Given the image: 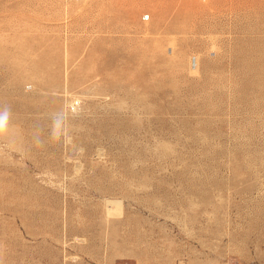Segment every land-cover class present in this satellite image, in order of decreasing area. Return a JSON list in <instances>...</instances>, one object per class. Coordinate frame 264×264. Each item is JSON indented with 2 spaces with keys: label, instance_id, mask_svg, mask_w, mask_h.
I'll use <instances>...</instances> for the list:
<instances>
[{
  "label": "rangeland",
  "instance_id": "374dc122",
  "mask_svg": "<svg viewBox=\"0 0 264 264\" xmlns=\"http://www.w3.org/2000/svg\"><path fill=\"white\" fill-rule=\"evenodd\" d=\"M0 264H264V0H0Z\"/></svg>",
  "mask_w": 264,
  "mask_h": 264
},
{
  "label": "built area",
  "instance_id": "2783aa9c",
  "mask_svg": "<svg viewBox=\"0 0 264 264\" xmlns=\"http://www.w3.org/2000/svg\"><path fill=\"white\" fill-rule=\"evenodd\" d=\"M79 100H75L72 104H71V109L72 110H76L79 107Z\"/></svg>",
  "mask_w": 264,
  "mask_h": 264
}]
</instances>
